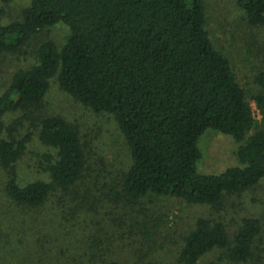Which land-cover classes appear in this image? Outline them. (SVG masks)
<instances>
[{
  "label": "trees",
  "instance_id": "trees-1",
  "mask_svg": "<svg viewBox=\"0 0 264 264\" xmlns=\"http://www.w3.org/2000/svg\"><path fill=\"white\" fill-rule=\"evenodd\" d=\"M236 1L248 26L264 27V0ZM58 24L69 29L65 45L44 43L36 64L17 72L0 96V136L7 135L0 140V264H36L34 255L45 262L60 241L37 213L52 200L79 210L97 197L100 180L79 128L45 112L52 80L77 103L112 116L125 139L130 163L104 184L101 200L135 206L148 196L172 197L222 211L227 197L264 180V128L210 37L202 0H32L21 21L0 25V53L16 54ZM255 82L264 122V73ZM17 112L37 120L39 140L54 151L40 164L49 182H18L16 164L31 137L18 140V124L6 126L4 117ZM210 129L242 144L241 167L219 176L199 173L198 142ZM260 233L258 220H246L232 242L224 224L198 219L179 263L197 264L225 250L230 264H247Z\"/></svg>",
  "mask_w": 264,
  "mask_h": 264
},
{
  "label": "rangeland",
  "instance_id": "rangeland-1",
  "mask_svg": "<svg viewBox=\"0 0 264 264\" xmlns=\"http://www.w3.org/2000/svg\"><path fill=\"white\" fill-rule=\"evenodd\" d=\"M31 1L9 0L5 4L0 0V25L21 21L22 12ZM202 1L206 7L210 37L215 47L230 60L262 129V114L254 98L261 92L255 78L264 73V27L248 26L236 0ZM68 36L69 29L58 24L33 36L20 52L0 53V96L9 90L17 72L36 64V52L44 43L54 42L62 48ZM45 112L61 116L79 128L91 166L100 181L95 193L98 199L94 198L95 201L86 208L75 210L70 203L62 206L52 200L37 213L43 226L52 229L60 242L55 251L51 246L53 255L45 257V262L40 263L42 258L34 255L36 264H180L184 239L201 218L224 224L232 242L244 221L258 220L261 233L255 243L254 257L247 264H264V180L242 195L227 197L222 211L190 206L172 197L148 196L135 206L114 204L106 197L101 200L99 196L104 194V184L130 163L129 149L114 118L77 103L59 88L55 80L51 81L45 99ZM27 116L24 112H17L4 117L6 126L18 124L15 135L18 140L27 135L31 137L16 164L18 182L22 186L38 181L49 182V177L40 172V164L44 155L54 152L39 140L37 120ZM6 137V134L0 136V140ZM241 145L229 136L207 130L198 142L202 154L199 173L219 176L230 168L241 167L237 158ZM3 176L0 168V181ZM226 254L225 250H215L197 264H230Z\"/></svg>",
  "mask_w": 264,
  "mask_h": 264
}]
</instances>
